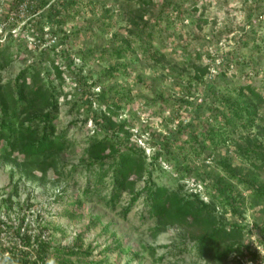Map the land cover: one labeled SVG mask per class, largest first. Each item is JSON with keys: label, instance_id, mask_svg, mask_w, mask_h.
Returning a JSON list of instances; mask_svg holds the SVG:
<instances>
[{"label": "rangeland", "instance_id": "obj_1", "mask_svg": "<svg viewBox=\"0 0 264 264\" xmlns=\"http://www.w3.org/2000/svg\"><path fill=\"white\" fill-rule=\"evenodd\" d=\"M58 1L0 0L3 92L16 90L26 68L39 71L56 90V134L68 145L44 173L24 169V157L9 156L0 143V264L36 258L37 245L27 246L25 234L33 243L50 241L62 255L49 258L68 264H218L196 247L203 228L152 216L146 194L128 213L132 193L110 204L112 173L97 183L101 167L88 166L94 138L145 155L136 191L151 178L172 192L197 194L229 230L241 225L223 245L235 252L221 264H264V0H153L148 8L140 0H78L68 8ZM120 47L131 48L122 59L114 52ZM112 67L119 70L110 76ZM206 67L196 81V70ZM248 85L263 98L254 123L226 126L232 112L223 98L242 103L237 90ZM1 115L0 108V122ZM212 125L226 126V145L205 141Z\"/></svg>", "mask_w": 264, "mask_h": 264}, {"label": "trees", "instance_id": "obj_2", "mask_svg": "<svg viewBox=\"0 0 264 264\" xmlns=\"http://www.w3.org/2000/svg\"><path fill=\"white\" fill-rule=\"evenodd\" d=\"M58 2H61L63 7L68 8L76 5L78 0H61ZM140 3L142 7L148 8L152 6L153 0H140ZM142 7L137 13L143 20L145 15ZM56 12L58 15L61 13L59 9ZM109 19L111 18L109 17ZM64 22L62 21V24ZM148 28L149 26L146 27V30ZM146 34L149 38L147 43L152 46V38L155 32L151 30ZM151 46L145 47L144 52H150L154 58L155 51ZM130 49L129 47H120L114 52L119 59H122ZM5 65L6 62H0V71ZM118 70L119 67H112L109 70L110 76H113L114 72ZM207 74V67L204 69L198 68L194 79L200 82ZM4 89L5 87L0 85V108L2 112L0 143L5 141L9 147V151H7L9 156L18 152L24 157L21 164L24 169L32 166L44 173L47 172L55 166L56 153L63 152L68 147L65 137L56 134L55 122L58 117L59 102L55 88L47 86L41 79V73L33 67H29L17 77L15 91L3 92ZM248 92L250 96H248ZM237 93L239 97L243 98L242 103L233 101L229 97L223 98V104L227 105V108L232 112L231 116H226L224 113L226 126L235 127L238 120L246 121L252 125L258 112V106L263 98L251 85L241 87L237 90ZM109 110L116 114L111 106H109ZM35 111L41 113L30 117L28 123L21 122L23 115ZM214 118L218 121L219 116ZM109 122V129H112L115 123L111 119H109ZM124 126H119V131H123ZM226 126L212 125L205 133V141H208L213 148L226 145L231 140L230 132ZM200 152L198 151L199 154ZM87 154L92 159V162L88 165L89 168L99 165L102 169L97 183L103 182L104 177L112 173V189L109 199L111 205H117L124 192H130L133 194V199L125 210L128 213L135 202L146 194V204L152 216L173 223H182L191 228H203L204 234L196 241V247L203 258L221 264L226 261L230 252H235L233 250L224 252L223 245L226 244L228 237L241 234L242 226L236 223L232 231L229 230L227 224L219 223L209 204L200 200L197 194L182 195L178 192H172L165 186L157 185L151 178L146 182V186L142 191H136L138 181L142 180L147 172L146 157L140 151L133 148L124 151L113 143L111 138H105L101 141L94 138L90 143ZM157 158L158 156L155 157V160ZM107 164H109V171L104 170ZM223 168L232 177L236 178L238 176L237 168L227 163H223ZM261 194L264 195V191H261ZM19 235L21 236V232H19ZM22 240L29 247H34V244L37 245L36 258L33 261L25 259L22 264H68L49 258L50 253L54 251L55 254L62 255L59 249L53 248L50 241L36 238L33 243L31 237L26 234L22 237ZM68 253L71 255L76 254L73 250L68 251Z\"/></svg>", "mask_w": 264, "mask_h": 264}]
</instances>
